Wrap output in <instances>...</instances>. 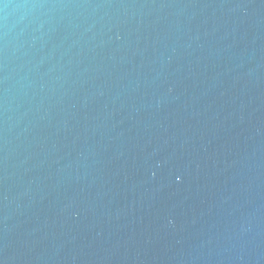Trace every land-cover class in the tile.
<instances>
[{
  "label": "water",
  "instance_id": "95a60500",
  "mask_svg": "<svg viewBox=\"0 0 264 264\" xmlns=\"http://www.w3.org/2000/svg\"><path fill=\"white\" fill-rule=\"evenodd\" d=\"M0 264H264V0H0Z\"/></svg>",
  "mask_w": 264,
  "mask_h": 264
}]
</instances>
